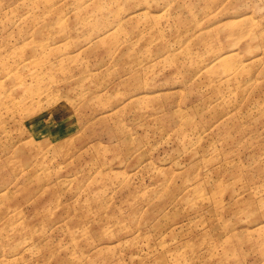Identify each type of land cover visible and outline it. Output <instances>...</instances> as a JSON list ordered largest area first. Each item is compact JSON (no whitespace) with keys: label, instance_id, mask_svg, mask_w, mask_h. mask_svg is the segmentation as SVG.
Instances as JSON below:
<instances>
[{"label":"rangeland","instance_id":"374dc122","mask_svg":"<svg viewBox=\"0 0 264 264\" xmlns=\"http://www.w3.org/2000/svg\"><path fill=\"white\" fill-rule=\"evenodd\" d=\"M0 264H264V0H0Z\"/></svg>","mask_w":264,"mask_h":264}]
</instances>
